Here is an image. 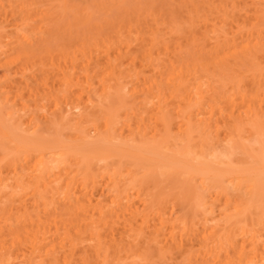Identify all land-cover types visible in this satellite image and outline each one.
<instances>
[{"label": "bare ground", "instance_id": "6f19581e", "mask_svg": "<svg viewBox=\"0 0 264 264\" xmlns=\"http://www.w3.org/2000/svg\"><path fill=\"white\" fill-rule=\"evenodd\" d=\"M51 1L0 0V264H264V0L75 52Z\"/></svg>", "mask_w": 264, "mask_h": 264}, {"label": "rangeland", "instance_id": "374dc122", "mask_svg": "<svg viewBox=\"0 0 264 264\" xmlns=\"http://www.w3.org/2000/svg\"><path fill=\"white\" fill-rule=\"evenodd\" d=\"M179 1L180 0H68L67 5L64 8L63 5L58 2V0H55V1H51L50 4L43 6L42 9L44 10V12H43L44 21L47 22L48 25H50V24L52 25V22L56 21L60 25V30L63 32V34L68 33L70 36H72V35L76 36L73 38V40H75V41L77 40V42L73 41L74 44H71V51H73L72 48H74L73 52H75L76 51L75 47L77 49L78 46H81V45H78L79 42L84 41V43H86L85 41L89 42V39L101 38L102 36H104L106 34L112 35V34H114V31L117 29V26L121 23L126 24L130 20H135L136 18H140L138 25L141 26V24H142V26H146V23L151 22L150 18H153V17H156L158 19V22H160V20H161V15L163 17L167 16V19H169V17L171 18L172 15L167 14L168 13L167 12L168 7H172L173 9L176 10V4ZM164 7H166V11H163ZM44 21H43V23H44ZM84 36H85V38H84ZM81 38H83V39H81ZM80 39H81V41H80ZM78 40H79V42H78ZM79 44H81V43H79ZM73 46H75V47H73ZM78 63H80L78 67H81L82 66L81 62L78 61ZM6 73L7 72L5 71V69L0 68V77L3 74L5 75ZM8 75H10V74H8ZM215 75L219 76L218 74H215ZM220 76H219V78H220ZM215 78H217V77H215ZM222 81H223V79H222ZM142 84H144V83L142 82ZM93 88H95V89L97 88V89L96 90L93 89L92 92L96 91L97 93H94V94L92 93V96H94L95 94H96V96L100 95V93L98 92L99 87L96 84H95V86L93 85ZM73 90H74V93L75 92L78 93V91L80 92V89L77 87L73 88ZM77 93H75V94H77ZM85 95L86 94H84L83 96L86 98L87 96H85ZM98 97H99L98 99H97V97H95L96 99H93L95 101H92L91 104H94L93 102H96V103L99 102L100 103V101H101V100H99L100 96H98ZM102 97H103V95H102ZM104 97H106L105 100L107 102L108 96L105 95ZM126 97H127L128 101L131 98L127 95H126ZM101 103H103V101ZM66 108L68 110L70 109L69 107H66ZM72 111H73V109L69 110L68 112L70 113L71 116L74 114L73 116L75 117V115H77L78 111L75 110L76 113H75V111H73V112ZM196 113H197V111H196ZM246 126L247 125L243 126L242 128H244ZM89 127L90 126H87V128H89ZM121 168L125 170L126 166L122 165ZM124 174H125V172H124ZM197 181H198V179H197ZM162 182L163 183L160 182V188L162 187L161 188L162 192H164V193H166V192L171 193L172 192V195L174 193L176 194L177 192H179V191L175 192L177 189L173 187V184L171 183L170 178L168 180L162 181ZM155 186H158V185H156V183H155ZM99 190L101 191L102 189L99 188ZM99 190L96 192L95 196L99 195V192H100ZM103 192H104V190H103ZM105 193H106V191H105ZM172 195H170V196H172ZM174 212H173V215H176V212L175 213ZM215 213H216V211H215ZM134 260H136V262H134V264H143V262H145L143 260H142V262L139 261L141 259L132 258V261H134ZM127 261H128V259H127ZM129 261L131 263H133L131 261V258ZM125 262L126 261L123 260L121 264H124ZM166 262H168V263H164V264H170V263L172 264L171 260L170 261L167 260ZM114 264H117V262ZM119 264H120V262H119ZM126 264H127V262H126Z\"/></svg>", "mask_w": 264, "mask_h": 264}]
</instances>
